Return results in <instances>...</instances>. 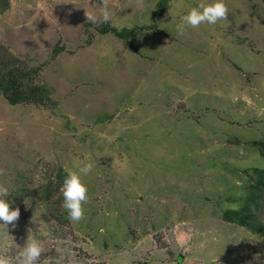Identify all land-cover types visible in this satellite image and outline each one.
<instances>
[{
    "label": "rangeland",
    "instance_id": "374dc122",
    "mask_svg": "<svg viewBox=\"0 0 264 264\" xmlns=\"http://www.w3.org/2000/svg\"><path fill=\"white\" fill-rule=\"evenodd\" d=\"M213 0H9L0 45L24 59L46 104L0 94V184L38 264H264V231L223 220L264 168V0H224L226 20L178 32ZM135 29L126 40L101 33ZM93 13L97 23L86 20ZM29 82V80H28ZM91 162L85 216L63 208V170ZM264 217V208L260 213Z\"/></svg>",
    "mask_w": 264,
    "mask_h": 264
},
{
    "label": "trees",
    "instance_id": "16d2710c",
    "mask_svg": "<svg viewBox=\"0 0 264 264\" xmlns=\"http://www.w3.org/2000/svg\"><path fill=\"white\" fill-rule=\"evenodd\" d=\"M8 7L9 0H0V10H5ZM99 31L101 33L112 32L117 37L126 40L128 45L134 49L131 38L136 34L135 29H117L106 23L99 28ZM35 72L36 69L29 67L24 59L0 45V94L10 104L33 103L42 105L47 103V89L36 84L32 77L29 78ZM252 143L259 147V153L264 157V141L254 140ZM60 171L65 178L66 171L63 169ZM249 177L247 202L238 209L224 210L222 218L257 233L264 231V217L261 219L260 214L264 208V168L253 167Z\"/></svg>",
    "mask_w": 264,
    "mask_h": 264
},
{
    "label": "clouds",
    "instance_id": "9594fccd",
    "mask_svg": "<svg viewBox=\"0 0 264 264\" xmlns=\"http://www.w3.org/2000/svg\"><path fill=\"white\" fill-rule=\"evenodd\" d=\"M86 20L91 23H97L95 14L85 13ZM228 16V7L224 0H213L212 3H200L192 7L181 17V23L178 25V32L183 34L186 26L196 29L202 24L215 25L220 20H226ZM102 21L108 23L110 14L105 9L102 11ZM94 165L91 162L77 165V170H66V176L60 189L63 197V208L68 214L70 222L79 223L84 219L85 212L83 205L88 200V188L82 181V176L89 175ZM2 174V170H0ZM10 192L8 187L0 184V224L5 226L12 225L19 219V209L11 208L9 201ZM45 251L43 245L36 239L26 240L23 247L14 257L0 255V264H38L41 255Z\"/></svg>",
    "mask_w": 264,
    "mask_h": 264
}]
</instances>
